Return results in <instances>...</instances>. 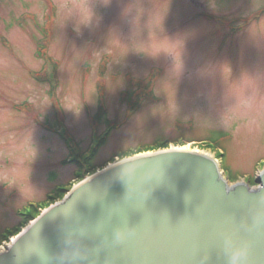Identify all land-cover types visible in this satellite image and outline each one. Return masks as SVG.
I'll return each instance as SVG.
<instances>
[{
	"label": "rangeland",
	"instance_id": "obj_1",
	"mask_svg": "<svg viewBox=\"0 0 264 264\" xmlns=\"http://www.w3.org/2000/svg\"><path fill=\"white\" fill-rule=\"evenodd\" d=\"M138 82H149L146 92L133 90ZM129 90L134 111L121 100ZM105 120L117 128L96 167L153 143L189 138L198 149L216 137L224 157L204 150L220 172L255 180L264 0H0V237L19 212L70 186L77 166L64 161L87 157Z\"/></svg>",
	"mask_w": 264,
	"mask_h": 264
},
{
	"label": "water",
	"instance_id": "obj_2",
	"mask_svg": "<svg viewBox=\"0 0 264 264\" xmlns=\"http://www.w3.org/2000/svg\"><path fill=\"white\" fill-rule=\"evenodd\" d=\"M255 183L229 184L194 150L127 157L44 210L0 264H264V170Z\"/></svg>",
	"mask_w": 264,
	"mask_h": 264
},
{
	"label": "trees",
	"instance_id": "obj_3",
	"mask_svg": "<svg viewBox=\"0 0 264 264\" xmlns=\"http://www.w3.org/2000/svg\"><path fill=\"white\" fill-rule=\"evenodd\" d=\"M40 47H41V45L38 47L39 49H40ZM38 52H39V50H38ZM38 54V53H37ZM38 56H39V54H38ZM143 83V82H142ZM148 85H149V82H145V83H143V85L142 86H144L143 88L145 89V88H147L148 87ZM131 90H129L128 91V93H127V96H126V98H125V100H126V102H129L130 101V99H129V96H130V94H131ZM135 105L136 104H132V106H130L132 109H133V107H135ZM102 108H100V110H99V112H98V114H97V116H96V118L97 119H101L102 118V115H103V111L101 110ZM96 120L93 118V122H95ZM105 124H106V126L108 127V128H115V123H110V122H108V121H106L105 120ZM213 138H216V137H211V138H208L207 137V139L208 140H210V141H212L213 142ZM182 140H183V142H189L190 140H192V139H189V138H182ZM102 142H104V140H101V143ZM100 143V144H101ZM100 144H98L95 148H93L92 149V152H91V154L87 157V159H85L84 161H83V163H85V166H84V168H85V170L87 169V167H88V171H90V172H93L92 170H93V167L91 166V164H90V160L95 156V154H96V152H97V150H98V147L100 146ZM166 144H165V142L164 141H162L161 143H158L157 145H156V147L157 146H165ZM131 154V153H130ZM125 155H129V154H125ZM86 165H88V166H86ZM82 167V166H81ZM231 179H234L233 177H230ZM251 183H253V182H251ZM35 215V213L33 214V216ZM32 216V217H33ZM32 217H30V218H32ZM30 218H23L22 219V221H23V223L24 222H26L27 220H29ZM4 237L3 236H1L0 237V242H1V240L3 239Z\"/></svg>",
	"mask_w": 264,
	"mask_h": 264
},
{
	"label": "bare ground",
	"instance_id": "obj_4",
	"mask_svg": "<svg viewBox=\"0 0 264 264\" xmlns=\"http://www.w3.org/2000/svg\"><path fill=\"white\" fill-rule=\"evenodd\" d=\"M110 133V132H109ZM180 148L181 149H191V148H189V146H180ZM194 151H198V152H202V153H205L204 151H201V150H197L196 148H194L193 149ZM205 154H207V153H205ZM218 160L217 159H215V162H217ZM22 231V230H21Z\"/></svg>",
	"mask_w": 264,
	"mask_h": 264
},
{
	"label": "clouds",
	"instance_id": "obj_5",
	"mask_svg": "<svg viewBox=\"0 0 264 264\" xmlns=\"http://www.w3.org/2000/svg\"><path fill=\"white\" fill-rule=\"evenodd\" d=\"M238 255H239V254H238ZM236 258H237L236 256L233 257V259H236Z\"/></svg>",
	"mask_w": 264,
	"mask_h": 264
}]
</instances>
